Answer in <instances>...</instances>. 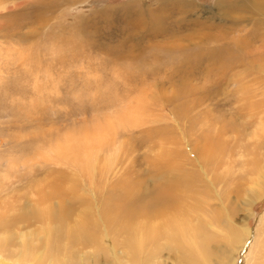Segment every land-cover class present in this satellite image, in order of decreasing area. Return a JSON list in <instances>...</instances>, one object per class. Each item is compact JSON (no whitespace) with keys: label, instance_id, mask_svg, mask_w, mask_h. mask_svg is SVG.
I'll list each match as a JSON object with an SVG mask.
<instances>
[{"label":"rangeland","instance_id":"rangeland-1","mask_svg":"<svg viewBox=\"0 0 264 264\" xmlns=\"http://www.w3.org/2000/svg\"><path fill=\"white\" fill-rule=\"evenodd\" d=\"M205 34L232 56L197 57ZM123 210L137 264H198L194 237L203 263L264 264L259 0H0V264H136Z\"/></svg>","mask_w":264,"mask_h":264},{"label":"bare ground","instance_id":"bare-ground-1","mask_svg":"<svg viewBox=\"0 0 264 264\" xmlns=\"http://www.w3.org/2000/svg\"><path fill=\"white\" fill-rule=\"evenodd\" d=\"M181 3V2H180ZM259 6H260V9L264 12V0H259ZM184 7V6H183ZM257 9V8H256ZM258 10V9H257ZM182 12V11H181ZM157 21V20H156ZM155 23V22H154ZM162 24V22H161V20H160V25ZM178 26H180V23H176ZM194 26H196V25H194ZM138 28H139V26H138ZM141 29H143L142 27H140ZM157 28H159V27H156V29ZM162 25L160 26V28H159V33L160 34H167V32L166 31H163L162 30ZM202 28H204V25L203 26H200V30L202 29ZM135 29V28H134ZM136 30V29H135ZM140 30V29H139ZM171 33L170 34H172L171 36H172V38H174V39H176V36H180L179 35V31H177V30H172V31H170ZM232 33V32H231ZM156 34V33H155ZM159 34V35H160ZM157 35V34H156ZM155 35V36H156ZM168 35V34H167ZM195 35V34H194ZM224 35H225V33H224ZM250 36H254L255 34H253V33H251V34H249ZM183 37H184V35H183ZM221 37V36H220ZM220 37L219 36H215V35H209V34H205V35H200V36H188V37H186L187 39H188V41H191L192 39H194V38H197L198 40H199V47H200V49L198 50V52H196L197 53V57H202V59L203 58H205V59H207V60H209V63H210V65L211 64H214L215 63V61L216 60H220L221 58L223 59L224 57L223 56H221L220 55V53L221 52H223V53H227V54H229V55H231V52L232 51H234V48H232L231 47V44H228V42L227 43H224V41H223V43L226 45V44H228L227 46H225V47H218L217 49H216V51H217V53L215 52V51H209V54H208V51L206 50V48H205V45H207L209 42H211V41H218V40H220ZM227 37H228V35H227ZM171 38V37H170ZM222 38V37H221ZM242 38V37H241ZM256 38H257V36H256ZM224 39V38H223ZM229 39V38H228ZM243 43H244V46H243V49H246L245 47H249L248 46V44H247V36H244L243 38ZM222 40V39H221ZM236 41V40H235ZM218 42H220V41H218ZM237 42V41H236ZM238 43H241V41H239ZM251 43V42H250ZM213 44V43H212ZM222 44V43H221ZM234 44V43H233ZM195 46V45H194ZM224 46V45H223ZM236 46V45H235ZM238 46V45H237ZM240 46V45H239ZM193 47V46H192ZM241 47V46H240ZM182 49V48H181ZM198 49V48H197ZM196 49V50H197ZM233 49V50H232ZM240 50H241V48H240ZM195 51V50H194ZM206 52H207V55H206ZM237 52H238V50H237ZM240 53H241V51H239ZM242 53H244V54H242L243 56H245L246 55V51L245 52H243L242 51ZM227 54H226V56H227ZM194 55V54H193ZM225 56V57H226ZM232 56V55H231ZM246 56H248V55H246ZM229 58V57H228ZM200 59V58H199ZM198 59V60H199ZM201 60V59H200ZM226 60V59H225ZM226 64L227 63H229V61H224ZM223 62V63H224ZM225 64V65H226ZM207 68H209V67H207ZM224 68H225V66H224ZM227 68V67H226ZM226 70V69H225ZM224 72V71H223ZM225 73V72H224ZM229 80H231V79H229ZM223 83V82H222ZM202 159V158H201ZM168 170V169H167ZM169 172V171H168ZM187 173V172H186ZM175 175V174H174ZM181 175V174H180ZM176 177V176H175ZM191 177H192V175H191ZM195 177V176H194ZM191 179V178H190ZM192 180V179H191ZM41 181V180H40ZM171 182V181H170ZM56 183V182H55ZM165 184V183H164ZM172 184V183H171ZM194 184H196V183H194ZM51 185V184H50ZM54 186H56V184L54 185ZM169 186V185H168ZM171 186V185H170ZM186 186V185H185ZM56 187H59L58 185L56 186ZM55 187V188H56ZM60 187H61V185H60ZM59 187V188H60ZM189 187V186H188ZM31 188V187H30ZM54 187H53V189H55ZM59 188H56L57 189V191L56 190H54L55 192H56V194H52V193H54V191L52 192V190H51V194L54 196V197H58V196H61L60 194H59V192H58V190H60ZM180 188H182V187H180ZM186 188H187V186H186ZM190 188V187H189ZM192 188V187H191ZM200 188V187H199ZM163 189V188H162ZM193 189V188H192ZM176 190V189H175ZM174 190V191H175ZM190 190V189H189ZM61 191V190H60ZM164 191H165V189H164ZM163 191V192H164ZM58 192V193H57ZM61 193V192H60ZM172 193H174V192H172ZM43 194V193H42ZM62 194V193H61ZM158 194V193H157ZM156 194V195H157ZM159 194H162L161 192L159 193ZM158 194V195H159ZM183 194V193H182ZM55 195H58V196H55ZM172 195H174V194H172ZM179 195V194H178ZM181 195V194H180ZM162 196V195H161ZM52 197V196H51ZM163 197V196H162ZM59 198V197H58ZM169 198H171V197H169ZM256 198H259V197H256ZM50 199V198H49ZM168 199V198H167ZM185 199V198H184ZM39 200H46V198L45 197H41ZM194 200V199H193ZM41 201V202H42ZM61 201H62V199H61ZM166 201V200H165ZM48 202H50V201H48ZM59 202V201H58ZM46 203V202H45ZM128 203H130V202H128ZM50 204V203H49ZM65 204V203H64ZM64 204H62V205H64ZM121 204V203H120ZM119 204V205H120ZM42 205H43V203H42ZM65 206V205H64ZM64 206H62V208L64 207ZM122 206V205H121ZM131 206V205H130ZM116 207V206H115ZM118 207V206H117ZM123 207H126L125 205L123 206ZM128 207V206H127ZM49 208V206L47 205V208L46 209H48ZM131 208H133V207H131ZM147 208H149V207H147ZM169 208V207H168ZM51 209H52V207H51ZM60 209V208H59ZM125 209V208H124ZM161 209V208H160ZM172 209V208H171ZM34 210V209H33ZM168 210V209H167ZM179 210V209H178ZM49 211V210H48ZM47 211V212H48ZM115 211H116V209H115ZM114 211V212H115ZM36 212V211H35ZM47 212H44L43 213V215H41V218L43 219V221L44 220H46L47 219ZM51 212V211H50ZM49 212V213H50ZM67 212H69V210L67 211ZM104 212V211H103ZM109 212V211H108ZM112 212H113V210H112ZM121 212V211H120ZM119 212V213H120ZM134 212V211H133ZM168 212V211H167ZM33 213H34V211H33ZM32 213V214H33ZM52 213H54V211L52 212ZM58 212L56 211V214H57ZM105 213V212H104ZM107 213V212H106ZM118 213V212H117ZM178 213H179V211H178ZM31 214V213H30ZM51 214V213H50ZM140 214V213H139ZM138 214V215H139ZM144 214V213H143ZM149 214V213H148ZM150 214H151V212H150ZM152 214H154V212L152 213ZM168 213H166V212H164V213H162V214H158L159 216H163V217H166V215H167ZM34 215V214H33ZM49 215V214H48ZM59 215H61L60 214V212H59ZM102 215H103V213H102ZM101 215V216H102ZM105 215V214H104ZM103 215V216H104ZM106 215H109V214H106ZM111 215V214H110ZM146 215V214H145ZM176 215V214H175ZM100 216V217H101ZM139 216H142V213L139 215ZM29 218H31V216H28ZM49 217H50V215H49ZM105 217H107V216H105ZM134 217H135V219H136V216H133L132 215V213L131 212H129V210L128 211H126V210H123V213L120 215V217H119V220H120V222H118V223H120V224H122V227H124L125 229H126V231H125V233H123L124 234V236H125V238L124 239H122V240H120L118 243H119V247L121 246V247H123L127 252V254H129L128 256L129 257H132V261H135L136 262V264L138 263L137 262V260H138V258H135L136 256H135V249H136V245H135V242H136V240H137V238L139 237V241L141 242V243H143L144 244V242L145 241H147L149 238H148V236H146L145 235V228L147 227V224H146V222L147 221H143V222H145L144 224H137L138 226V231H143L144 233H139L140 234V236H138L139 234H137L136 235V233H135V231H130V229L132 228L131 227V225L133 224V223H131L132 221H133V219H134ZM143 217H144V215H143ZM183 217V216H182ZM22 218V217H21ZM57 218V217H56ZM61 218H62V215H61ZM83 218H85V217H83ZM103 218V217H102ZM184 218V217H183ZM32 219V218H31ZM53 219H54V216H53ZM52 219V214H51V220H53ZM109 216H108V221H109ZM111 219H113L114 220V218H112V216H111ZM169 219H170V217H169ZM38 220H39V218H38ZM82 220H84V219H82ZM138 220V219H137ZM150 220V219H149ZM149 220H148V222H149ZM171 220V219H170ZM24 221V220H23ZM42 221V220H41ZM48 221L50 222V219H48ZM60 221V220H59ZM64 222H66L65 221V219L63 220ZM111 221V220H110ZM116 221V220H115ZM37 222V221H36ZM55 222V221H54ZM54 222H52V223H54ZM83 222V221H82ZM84 222H85V220H84ZM84 222H83V224H84ZM105 222H107V221H105ZM142 222V223H143ZM170 222V221H169ZM45 223H47V222H45ZM51 223V224H52ZM60 223V222H59ZM113 223H115V222H113ZM155 223V222H154ZM61 224V223H60ZM70 224V223H69ZM107 224H108V222H107ZM106 224V225H107ZM47 225V224H46ZM62 226L60 227V230L57 232V230H56V232H57V234L59 235V233H61L60 235H62V231H63V227L65 226V224L63 223V224H61ZM64 225V226H63ZM90 225H91V223H90ZM95 225H96V222H95ZM97 225H98V223H97ZM96 225V226H97ZM100 225V224H99ZM111 225V227L112 228H115L114 226H112L113 224H110V222H109V224L107 225V226H110ZM146 225V226H145ZM83 226V225H82ZM84 226H86L87 227V225H84ZM92 226V225H91ZM119 226V225H118ZM133 226V225H132ZM135 227H136V225H134ZM53 227H54V225H53ZM69 227H71V226H69ZM79 227H81V226H79ZM131 227V228H130ZM136 227V228H137ZM58 228H59V226H58ZM65 228V227H64ZM72 228V227H71ZM154 228V227H153ZM163 228V227H162ZM2 229H3V227H2ZM48 229V228H47ZM76 229V228H75ZM78 229V228H77ZM89 230H92V227H91V229L90 228H88ZM107 229V228H106ZM109 229V228H108ZM115 229H117V228H115ZM157 229V228H156ZM173 229V228H172ZM176 229V228H175ZM67 230V229H66ZM193 230V229H192ZM50 231H52L53 232V234H55V231H53V230H50ZM78 231V230H77ZM137 231V230H136ZM152 231H155V228L154 229H152ZM195 231V230H194ZM246 232L248 231V230H245ZM69 232H73V231H69ZM69 232H67L66 233V235H65V232H64V234L63 235H65V237H69L70 236V233ZM89 232V231H88ZM95 233V229H94V231H92V233ZM97 232V231H96ZM111 232V231H110ZM166 232V231H165ZM45 233V232H44ZM50 233V232H49ZM83 233V232H82ZM99 233V232H98ZM97 233V234H98ZM117 234H118V232H116ZM135 233V234H134ZM52 234V236H51V238L54 236ZM168 234H170L171 236H172V240L174 241V242H176V244L178 243V242H180V240H181V238L182 237H184V233H183V230L181 231V228H180V230H178V229H176V231H172V233H168ZM59 235V236H60ZM62 235V236H63ZM62 236H60V237H58V239L59 238H61ZM73 236V235H72ZM86 241H90V243H92L93 242V245L95 246L96 245V247H99L98 246V243H97V236H95V235H93V234H91V233H85L84 232V234L83 235H81ZM56 237V238H57ZM109 237H110V235H109ZM122 237V236H121ZM55 238V237H54ZM55 238V239H56ZM103 238H104V236H103ZM46 239H48V238H46ZM62 239H64V236L62 237ZM96 239V240H95ZM109 239H111V238H109ZM117 239V238H116ZM49 240V239H48ZM60 240V239H59ZM58 240V241H59ZM69 240V242H70V239H68ZM119 240V239H118ZM4 241V240H3ZM71 241H72V239H71ZM99 241V240H98ZM101 241H102V239H101ZM104 241V240H103ZM151 241H152V238H151ZM2 242V241H1ZM50 242V241H49ZM51 242H52V240H51ZM100 242V241H99ZM114 242V244H115V241H113ZM116 242V243H117ZM156 241H154V243H155ZM171 242V241H170ZM191 244H192V247L197 251V256L196 257H198V256H200V259H198V264L199 263H202V264H206L205 262L203 263V260L202 259H206L207 258V252H205L206 251V246H205V244L202 242L201 244H199L198 243V238H196V237H194L193 238V240H191ZM42 243H44V240H43V242ZM57 243V242H56ZM71 243V242H70ZM102 243V242H101ZM147 243V242H146ZM145 243V244H146ZM180 243H182V242H180ZM3 244V243H2ZM50 244V243H49ZM73 244V243H72ZM103 244V243H102ZM113 244V243H112ZM150 244H151V242H150ZM41 245H43V244H41ZM41 245H40V247H41ZM57 245V244H56ZM2 246V245H1ZM29 247H30V245H28ZM54 246V245H53ZM53 246H51V245H49V248L50 247H53ZM57 246H59V245H57ZM64 246V247H63ZM63 248L65 249H67V246L65 247V245L63 244ZM25 247V246H24ZM29 247H26V252H28V251H30V248ZM55 247V246H54ZM54 247H53V249H54ZM115 247V246H114ZM153 247V246H152ZM9 248V247H8ZM37 248V250L36 251H38V247H36ZM109 248V247H108ZM143 248V246H140V248H139V250L140 249H142ZM150 248H151V246H150ZM154 248V247H153ZM40 249V248H39ZM43 249V248H42ZM41 249V250H42ZM51 249V248H50ZM65 249V250H66ZM97 249V248H96ZM110 249V248H109ZM56 250V249H55ZM60 250V249H59ZM111 250V249H110ZM151 250V249H150ZM53 251V250H52ZM108 251V250H107ZM154 251H155V249H154ZM153 250H151V252L153 253L154 252ZM157 251V250H156ZM31 252V251H30ZM109 252V251H108ZM107 252V253H108ZM112 253H113V255L114 256H116V254H115V250H114V248H112V251H111ZM123 252V251H122ZM53 253V252H52ZM49 254L50 253H47V252H42V256H41V254H40V259H38V260H42V259H44V260H48V259H50V257H49ZM57 254V253H56ZM62 254V253H61ZM127 254H126V256H127ZM2 255V254H1ZM38 254H37V252H36V254H35V256H37ZM113 255H111V256H113ZM124 255V254H123ZM93 256V255H92ZM113 256V257H114ZM125 256V255H124ZM95 257V256H94ZM154 257V256H153ZM32 258V257H31ZM63 258V257H62ZM148 258H149V260L151 259L150 258V255L148 256ZM119 259V258H118ZM145 259V258H144ZM4 260V259H3ZM57 260V259H56ZM153 260V259H152ZM151 260V261H152ZM202 260V261H201ZM49 261V260H48ZM99 261V260H98ZM125 262V261H124ZM142 262V261H141ZM141 262H139V264L141 263ZM194 262L195 263H197V261L196 260H194ZM208 262V261H207ZM59 263V262H58ZM95 263V262H94ZM98 263H100V262H98ZM147 263V261L146 262H144V264H146ZM34 264V263H33ZM50 264V263H49ZM53 264H55V263H53ZM60 264V263H59ZM125 264H128V263H125Z\"/></svg>","mask_w":264,"mask_h":264}]
</instances>
